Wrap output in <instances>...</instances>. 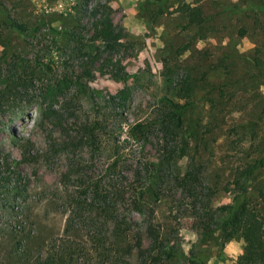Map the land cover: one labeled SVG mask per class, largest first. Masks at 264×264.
<instances>
[{"label":"rangeland","instance_id":"obj_1","mask_svg":"<svg viewBox=\"0 0 264 264\" xmlns=\"http://www.w3.org/2000/svg\"><path fill=\"white\" fill-rule=\"evenodd\" d=\"M98 1L112 6L115 23L126 33L128 45L115 56L116 68L105 55L94 62L83 55L103 46L91 38ZM195 5L207 18L205 38L187 22ZM0 68L5 79L30 81L0 122V150L10 154L0 174V264H32L64 234L72 217L66 187L78 191L80 174L111 190L119 217L132 219L136 234L120 245L137 243L139 232L143 251L125 253L120 264H237L245 250L242 236L223 240L218 229L204 235L193 226V199L174 179L190 158H176L156 195L150 194L146 166L157 160L161 131L151 126L139 139L131 127L152 119L164 96L176 99L168 77L175 85L194 68L201 75L195 98H201L186 119L203 123L209 110L229 114L214 122L206 148L192 160L205 164L203 178L219 173L224 187L230 167L262 156L264 0H0ZM117 68L134 76L118 78ZM59 82L57 95L47 98L48 85ZM125 87L131 90L125 104L111 103L110 96ZM49 102L54 112L46 110ZM65 172L72 175L64 181ZM257 179L264 180V171L254 181L264 189ZM235 194L220 188L208 206L231 204ZM71 234L84 236L76 224Z\"/></svg>","mask_w":264,"mask_h":264},{"label":"trees","instance_id":"obj_2","mask_svg":"<svg viewBox=\"0 0 264 264\" xmlns=\"http://www.w3.org/2000/svg\"><path fill=\"white\" fill-rule=\"evenodd\" d=\"M258 6L261 7L260 4ZM96 9L98 13L91 23V38L100 41L103 46L96 53L90 55L84 53L83 55H86L92 62L105 55L108 64L116 68L115 56L125 50L128 45L125 39V30L115 23L113 8L110 4L98 1ZM187 22L190 26L197 27V34L201 38L208 36V33L203 32L207 18L200 5L188 9ZM18 26L24 28L22 24ZM246 32V27H240V35H245ZM188 47L189 45L185 44L181 46L180 50H185ZM80 52H83V48L80 49ZM249 60L255 63L259 59L251 58ZM114 75L126 79L134 76L133 73L123 74V71L118 68L114 69ZM200 76L199 71L195 72V69L191 68L178 78L175 85L168 77V86L172 88L176 99L164 96L160 99L158 112L152 119L137 122L131 127L134 131L132 134L139 139L152 132L151 126H158L161 131L162 138H158L160 151L157 160L147 161L146 168L150 177L147 191L156 195L157 185L163 180L166 171L171 170L174 160L188 156L190 163L187 169L183 173H176L174 179L177 185L188 193L190 200L193 199L190 201V215L193 218L194 228L204 235H210L218 229L223 240L231 239L236 235L242 236L245 240V250L240 255L237 264H264V189L263 186L254 185L257 176L264 171H261L264 168V154L254 159L249 157L241 165L230 167L232 169L225 178L224 187L218 185L220 180H223L219 173L213 171L212 176L208 175L203 178L206 169L205 164L203 162L198 165L192 163L196 154L200 153L202 146L206 148L207 139L205 135L212 131L214 122L217 123L219 118L224 122L229 116L223 112L209 110L207 120L203 123L186 119V112L193 109L195 103L201 98H195L199 88ZM0 79L2 82L0 87L1 122L12 97L17 98L20 90L27 87L30 81L23 79L17 84L15 79H5L1 68ZM223 84L224 82H219L216 85L223 86ZM60 86V82L48 85L46 97L54 98ZM130 95L129 87L122 88L110 96V102L117 104V106H123ZM207 99L211 101L213 108V97L209 96ZM46 110L49 113L55 111L53 102L48 103ZM247 125L245 124V126ZM90 132H92L91 128ZM192 135L197 136L194 141L190 139ZM8 156L10 154L0 150V174ZM71 175L70 172L63 173L64 181L65 177L70 178ZM84 175H79L80 189L78 191L66 187L72 214L71 224L68 225L64 234L50 241L45 254L40 253L32 264H120L125 253L131 254L134 248L140 252L143 251L139 232L136 235L137 243L131 244L129 247L120 245L123 238H127L131 233L136 234L132 226V219L128 221V219L124 220L119 217L120 215L117 213L119 209L114 204L115 198L112 199L115 195H112L111 190L102 188L99 181H89V178ZM220 188L236 190L234 202L218 206L212 210L208 206V202ZM102 190H104V194L101 193ZM203 197L204 200H202ZM135 202L136 200L133 201L134 204ZM199 202H203L200 207ZM75 224L77 228L82 230L84 236L77 238L71 234ZM165 252V250H161L160 257H164ZM171 254L172 250L170 249L167 251V255L170 256Z\"/></svg>","mask_w":264,"mask_h":264}]
</instances>
